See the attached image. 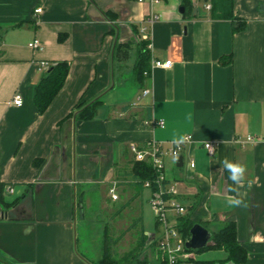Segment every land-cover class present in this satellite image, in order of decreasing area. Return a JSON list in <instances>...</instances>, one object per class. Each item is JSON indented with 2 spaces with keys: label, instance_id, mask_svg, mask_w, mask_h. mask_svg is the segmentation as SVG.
Listing matches in <instances>:
<instances>
[{
  "label": "crops",
  "instance_id": "obj_1",
  "mask_svg": "<svg viewBox=\"0 0 264 264\" xmlns=\"http://www.w3.org/2000/svg\"><path fill=\"white\" fill-rule=\"evenodd\" d=\"M208 1L0 0V184L3 200L14 203H0V264H96L111 225L87 217L105 209L111 220L135 215L131 225L114 224L115 245L135 246L146 236L145 251L154 258L158 248L150 244L162 236L161 223L154 221V234L142 226L129 234L143 223L157 189L135 177L130 146L165 150L184 133L195 143L183 145L181 165L162 157L163 186L174 188L172 199L209 234L234 222L247 252L243 264H264V0H232L233 16L245 22L236 33L228 19L211 18ZM142 31L151 72L139 82ZM229 55L231 64L218 63ZM155 60L171 66L154 67ZM55 61H67L69 70L39 114L32 91L46 70L42 63ZM15 93L20 107L11 102ZM96 99L93 118L78 119L77 106ZM204 142L215 146L212 156ZM225 158L246 166V208L226 206L233 193ZM121 245L114 255L130 251ZM191 256L222 260L226 253Z\"/></svg>",
  "mask_w": 264,
  "mask_h": 264
},
{
  "label": "trees",
  "instance_id": "obj_2",
  "mask_svg": "<svg viewBox=\"0 0 264 264\" xmlns=\"http://www.w3.org/2000/svg\"><path fill=\"white\" fill-rule=\"evenodd\" d=\"M91 1V0H90ZM209 10L212 19H228L231 22L232 32H240L245 28V22L233 16L232 0H209ZM60 40V38H59ZM148 40H141L138 42L137 58L134 64V77L137 81L143 82L150 76V50L148 49ZM117 49L120 48L116 45ZM220 65L231 64V56L221 57L218 62ZM69 70V63L67 61H55L47 63L46 70L38 83L34 86L32 91L31 102L35 110L41 114L43 113L52 99L61 89ZM99 100L96 99L89 105L82 107L77 106L76 117L81 120H90L95 115ZM133 173L140 184L145 181L150 182V186L154 188V180L156 171L149 163L135 162L133 165ZM3 185L0 184V203L4 207L12 206L14 203H6L2 196ZM195 223L185 213L181 216H176L175 229L180 237V240L185 243L190 239V229ZM160 239V238H159ZM159 239H153L150 247L158 248L157 263L154 264H168L166 254L159 250ZM118 239H113L105 236L103 240L102 258L96 264H151L148 254L145 251L146 236L139 238L132 250L116 256L113 252V246ZM210 241L212 245L198 250L186 249L183 251L190 254L186 258H179L175 264H243L247 259V252L244 247L237 240L236 227L234 222H228L217 231L210 234ZM207 250H222L226 253V258L222 260H199L191 256L192 253L199 254Z\"/></svg>",
  "mask_w": 264,
  "mask_h": 264
},
{
  "label": "built area",
  "instance_id": "obj_3",
  "mask_svg": "<svg viewBox=\"0 0 264 264\" xmlns=\"http://www.w3.org/2000/svg\"><path fill=\"white\" fill-rule=\"evenodd\" d=\"M138 2H143L145 0H137ZM148 2H156L157 0H147ZM35 13H40L41 9L38 8L34 11ZM143 32V31H142ZM142 39L148 40L147 35L143 32ZM30 47L34 48L37 46V42L33 41L29 44ZM150 45L148 44V48ZM43 66L47 67V63H42ZM152 66L159 68H169L171 66L170 61H152ZM147 91H144L143 95L146 94ZM12 104L16 107H20L23 103L21 95L19 93H15L11 100ZM158 125H162V121L157 123ZM248 141H252L251 138H248ZM193 141L191 140L190 143ZM195 143V142H193ZM200 145L206 150L209 156H212L215 152V146L210 142L200 143ZM183 145L179 149L182 150ZM131 151L134 153L135 160L138 162H144L147 158L151 164V166L156 171V177L154 180V185L156 186V192L150 199V205L155 213V219L157 222L161 223L163 226L162 236L159 239L158 246L161 251L166 254L168 264H175L179 258H186L190 254L185 253L183 251L184 244L175 229L174 226H168V219L166 212L171 210L175 213L176 216H181L185 214V208L179 205L174 199H172V195L175 194V190L173 187H164V173H163V162L162 157L165 155H169L173 158L172 152L174 147L170 145L167 149L162 150V148L156 144L152 143L146 150H138L134 145L130 146ZM178 155V157H179ZM177 157V158H178ZM175 158V159H177ZM189 167L193 168L194 164L192 161L189 162ZM145 187H150V182L145 181L143 183ZM6 191L11 193L12 190L7 188ZM112 199H116V195L113 193V190H109Z\"/></svg>",
  "mask_w": 264,
  "mask_h": 264
},
{
  "label": "clouds",
  "instance_id": "obj_4",
  "mask_svg": "<svg viewBox=\"0 0 264 264\" xmlns=\"http://www.w3.org/2000/svg\"><path fill=\"white\" fill-rule=\"evenodd\" d=\"M190 142L191 136L189 134H174L170 141V144L174 147L172 152L173 158L175 159L178 157L179 149L182 145ZM222 169L228 172L229 179L232 181V185L229 187L228 191L233 193V195H228L225 198L226 206L230 208H246L248 205L245 202L244 193L241 191L246 184V166L225 158L222 161ZM247 186L251 187V184L248 183ZM28 230L30 231V228Z\"/></svg>",
  "mask_w": 264,
  "mask_h": 264
},
{
  "label": "rangeland",
  "instance_id": "obj_5",
  "mask_svg": "<svg viewBox=\"0 0 264 264\" xmlns=\"http://www.w3.org/2000/svg\"><path fill=\"white\" fill-rule=\"evenodd\" d=\"M132 54H133V52H132ZM150 207H151L150 203H149V206L148 205L147 206L144 205V208H145L144 221H143V223H140V225L138 224V226L135 229V231H130L129 234L132 235L133 237L140 233V231H138L140 226H142L143 231L146 232L147 234H154L156 232L154 221L155 222H157V221L154 218L155 217V213L152 210V207L151 208ZM107 211H108V209H105L104 211H102V210L101 211H99V210L94 211L93 210V213L91 212L90 216L87 217V219L90 220V222L95 223L96 226H99V227H100V225L104 226L105 223H109L111 225V227H110V230L107 232L108 236L114 237L115 233L117 232V231H113L115 223H117L118 228H121V226L123 227V225L127 226V225H131V224H133L135 222V215L133 213L132 214L128 213L127 215H125V218H123V219H121V217H120L118 219L111 220V219L108 218V216L106 217V215H105ZM168 213H169V211L167 212V215H168ZM170 214L175 215V213L173 211ZM174 225H175V223L173 224V221H169L168 222V226H174ZM159 231L160 232L162 231V226L161 225L159 227ZM131 241L133 242L134 238H132ZM121 243L122 242H120L119 244H116L114 246V250H116V248L118 249V246H120ZM133 246H134V242H133V244L131 246H128V247L125 246L124 244L121 245V247L124 250L126 249V251H128L129 249L132 250ZM207 251H209V250H207ZM148 256H149L148 258H149L150 262H151V260L154 261L155 258H156V260L158 259L157 255L154 258L152 256H150V255H148ZM155 262H157V261H155Z\"/></svg>",
  "mask_w": 264,
  "mask_h": 264
},
{
  "label": "water",
  "instance_id": "obj_6",
  "mask_svg": "<svg viewBox=\"0 0 264 264\" xmlns=\"http://www.w3.org/2000/svg\"><path fill=\"white\" fill-rule=\"evenodd\" d=\"M178 163L180 165L182 164L181 156L178 157ZM211 245L212 242L210 241L209 232L199 224H195L190 229V239L186 241L184 244L186 249H191V250H198L204 247H209Z\"/></svg>",
  "mask_w": 264,
  "mask_h": 264
}]
</instances>
